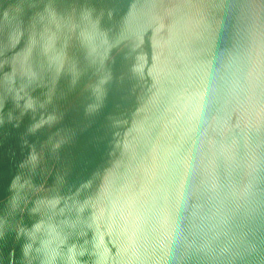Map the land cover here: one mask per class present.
Instances as JSON below:
<instances>
[{
	"label": "water",
	"instance_id": "water-1",
	"mask_svg": "<svg viewBox=\"0 0 264 264\" xmlns=\"http://www.w3.org/2000/svg\"><path fill=\"white\" fill-rule=\"evenodd\" d=\"M0 264H264V0H0Z\"/></svg>",
	"mask_w": 264,
	"mask_h": 264
}]
</instances>
